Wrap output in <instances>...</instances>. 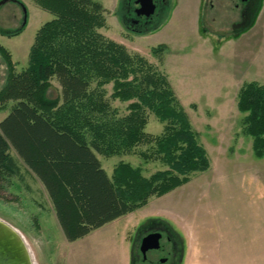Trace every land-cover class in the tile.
Returning <instances> with one entry per match:
<instances>
[{
    "label": "trees",
    "instance_id": "obj_1",
    "mask_svg": "<svg viewBox=\"0 0 264 264\" xmlns=\"http://www.w3.org/2000/svg\"><path fill=\"white\" fill-rule=\"evenodd\" d=\"M249 2L234 24L241 30L232 37L256 23ZM35 3L53 19L38 30L28 67L17 73L11 54L0 45L10 71L0 91V111L13 103L0 122V194L14 179L24 184L25 175L32 176L45 189L65 239L74 242L188 184L209 170L211 161L168 76L103 34L107 11L101 3ZM23 29H0V35L17 36ZM165 51V45L153 49L155 55ZM53 80L61 94L49 99ZM114 100L127 104L125 110L114 107ZM237 108L254 155L261 159L264 85L244 83ZM150 116L163 125L158 136L146 132ZM133 154L162 168L146 176L142 167L121 161L109 176L99 159ZM156 222L170 226L161 219L147 224Z\"/></svg>",
    "mask_w": 264,
    "mask_h": 264
},
{
    "label": "rangeland",
    "instance_id": "obj_2",
    "mask_svg": "<svg viewBox=\"0 0 264 264\" xmlns=\"http://www.w3.org/2000/svg\"><path fill=\"white\" fill-rule=\"evenodd\" d=\"M18 1L26 9V19L22 6L9 1L0 7V29L15 31L22 25L24 29L17 36L0 35V45L9 51L20 73L28 67L38 30L53 16L38 8L35 0ZM94 1L107 11L103 34L168 76L207 150L211 167L188 184L152 198L99 241L96 237L70 245L45 189L28 174L24 184L14 179L11 188L1 192L0 219L23 235L36 264H66L69 252L81 257L78 264H119L120 234L130 230L127 236L133 250L140 229L151 219L167 221L179 234L183 242L180 264H264V157L254 155L252 139L244 133L243 116L237 108L244 83L264 85V0H250L249 16H257V20L239 38L232 36L241 30L234 24L240 22L245 0H166L153 25L139 33L123 22L126 9H134L136 0ZM160 45L166 51L155 55L153 49ZM9 72L0 52V91ZM107 89L110 95L111 85ZM60 91L53 80L47 97L56 99ZM111 103L122 111L127 106L119 100ZM12 105L0 111V122L10 114ZM162 131L163 125L150 116L146 132L158 136ZM12 155L16 157L14 152ZM99 159L110 176L121 161L142 167L146 176L162 168L156 162L143 163L137 154ZM130 219L132 223L124 224ZM126 247L132 252L129 244ZM148 257L157 261L160 255L150 252Z\"/></svg>",
    "mask_w": 264,
    "mask_h": 264
},
{
    "label": "flooded vegetation",
    "instance_id": "obj_3",
    "mask_svg": "<svg viewBox=\"0 0 264 264\" xmlns=\"http://www.w3.org/2000/svg\"><path fill=\"white\" fill-rule=\"evenodd\" d=\"M136 3V7L134 9L127 8L126 15L123 17V22L127 29H130L134 32H143L144 30H148L151 25H153L154 18L159 16L160 13L164 10V5L166 4V0H153L156 4V12L150 18H146L145 16H137L136 10L139 5ZM152 233H160L162 238L160 240V248L158 250H150L147 252L146 258L141 253V245L142 240L149 234ZM137 242L133 245L132 253L134 254V260L136 264H180L183 258V242L181 241L179 234H177L170 226L166 224H162L159 222L150 223L141 228L138 233ZM163 241H165L163 243ZM168 253V257L163 256L165 253ZM150 252L158 253L160 257L159 260L156 261V258L148 257ZM133 259V257H132ZM165 259V260H164Z\"/></svg>",
    "mask_w": 264,
    "mask_h": 264
},
{
    "label": "water",
    "instance_id": "obj_4",
    "mask_svg": "<svg viewBox=\"0 0 264 264\" xmlns=\"http://www.w3.org/2000/svg\"><path fill=\"white\" fill-rule=\"evenodd\" d=\"M10 0L0 1V7ZM139 7L136 10L137 16L150 18L156 12V4L153 0H138ZM26 19V9L23 8ZM160 233H152L142 240L141 253L146 258L150 250L160 248ZM165 260V259H164ZM0 264H36L32 251L23 235L0 219Z\"/></svg>",
    "mask_w": 264,
    "mask_h": 264
},
{
    "label": "crops",
    "instance_id": "obj_5",
    "mask_svg": "<svg viewBox=\"0 0 264 264\" xmlns=\"http://www.w3.org/2000/svg\"><path fill=\"white\" fill-rule=\"evenodd\" d=\"M130 214H128V215H126V216H124L122 218H119V219H117V220H115V221H113L111 223H108L105 226H103V227H101V228H99L97 230H94L93 232H91L90 234H88L87 236H85V237H83V238H81L79 240H76L74 242H70V245H72V246L74 245L75 246V245H77L80 242L88 240L89 238H93V240H94L96 237H97V239L99 241L101 235L106 234V233H111V231H113V229L115 228L114 225H116L117 222H119L121 219L129 216ZM132 222L133 221L130 219V221H126V222H124V224L132 223ZM129 231L130 230H128V231L126 230V231H123L122 234H120L122 236L123 249H122V251H121V253L119 255V259H118L119 264H132V252L129 249H127V247H126L128 244L131 247L130 239H128V236H127ZM131 250H132V247H131ZM85 256L86 255H82V258H85ZM78 258H81V257H77L76 253H73V252L70 253L69 252L68 255H67L66 264H73V263L74 264H78V260H79Z\"/></svg>",
    "mask_w": 264,
    "mask_h": 264
}]
</instances>
